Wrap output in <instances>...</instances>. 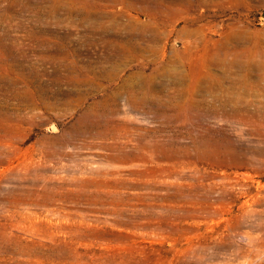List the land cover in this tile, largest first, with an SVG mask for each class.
Listing matches in <instances>:
<instances>
[{
	"label": "rangeland",
	"instance_id": "rangeland-1",
	"mask_svg": "<svg viewBox=\"0 0 264 264\" xmlns=\"http://www.w3.org/2000/svg\"><path fill=\"white\" fill-rule=\"evenodd\" d=\"M0 264H264V0H0Z\"/></svg>",
	"mask_w": 264,
	"mask_h": 264
}]
</instances>
